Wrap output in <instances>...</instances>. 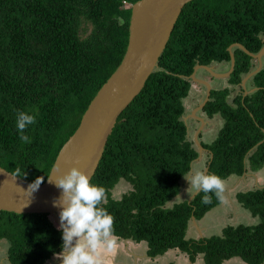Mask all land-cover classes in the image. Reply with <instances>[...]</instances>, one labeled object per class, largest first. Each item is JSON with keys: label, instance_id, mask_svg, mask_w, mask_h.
Masks as SVG:
<instances>
[{"label": "trees", "instance_id": "obj_1", "mask_svg": "<svg viewBox=\"0 0 264 264\" xmlns=\"http://www.w3.org/2000/svg\"><path fill=\"white\" fill-rule=\"evenodd\" d=\"M140 0H0V166L34 184L49 177L103 85L127 52L132 7ZM257 54L264 46V0H194L188 3L143 91L122 113L91 183L105 188L101 207L114 217L115 237L148 244L151 258L178 249L192 260L224 264L241 258L264 264V187L241 191L237 202L258 219L229 225L222 235L187 240L193 217L222 203V191L199 192L175 203L199 152L189 139L184 104L198 65L231 63L229 48ZM230 84L238 88L255 60L234 49ZM254 92L232 97L213 89L203 112L223 124L202 143L209 172L222 182L264 168V67ZM232 97V99H231ZM36 116L20 140L16 116ZM122 181L131 190L114 198ZM208 196L209 203L203 202ZM174 202L172 206L169 204ZM10 264H47L62 252L61 230L49 214L0 211V241Z\"/></svg>", "mask_w": 264, "mask_h": 264}, {"label": "water", "instance_id": "obj_2", "mask_svg": "<svg viewBox=\"0 0 264 264\" xmlns=\"http://www.w3.org/2000/svg\"><path fill=\"white\" fill-rule=\"evenodd\" d=\"M192 1L194 0H140L133 5L125 57L91 102L75 134L60 151L48 179L43 184H34L0 166V211L17 214H49L58 225L60 224L61 209L53 206V201L61 196V190L51 183L49 178L52 176L55 179L57 175L76 166L91 182L120 116L143 91L152 74L158 70L160 59L179 17L185 6ZM235 48L242 49L260 64L258 69L245 79H253L263 69L264 46L259 53L253 54L241 44L229 48L232 64L227 74H218L210 66H196L192 79L206 86L208 90L201 109L209 102L212 87L208 82L199 80L196 76L197 72L203 69L213 76H230L236 64ZM200 120L204 123V120ZM196 142L202 151H207L201 142ZM198 152L200 158L201 152L199 150ZM57 167L60 168L59 173L55 169ZM208 172L209 166L204 173L208 174ZM37 185L38 187L34 189ZM198 193H195L192 200ZM192 219L194 220L195 217Z\"/></svg>", "mask_w": 264, "mask_h": 264}, {"label": "clouds", "instance_id": "obj_3", "mask_svg": "<svg viewBox=\"0 0 264 264\" xmlns=\"http://www.w3.org/2000/svg\"><path fill=\"white\" fill-rule=\"evenodd\" d=\"M35 123V115L24 111L17 113L16 128L22 142H31L25 129ZM55 169L60 172L59 167ZM186 179L197 192L219 195L223 191L222 179L214 174L195 172ZM49 180L61 190V196L53 201V206L61 209L58 227L62 239V252L59 254L62 264H105L104 253L113 252L116 246L114 217L100 206L105 198V188L91 183L76 166L55 179L51 176ZM203 202H210L207 195Z\"/></svg>", "mask_w": 264, "mask_h": 264}, {"label": "rangeland", "instance_id": "obj_4", "mask_svg": "<svg viewBox=\"0 0 264 264\" xmlns=\"http://www.w3.org/2000/svg\"><path fill=\"white\" fill-rule=\"evenodd\" d=\"M262 64L264 67V57L262 59ZM254 69H258L260 66L259 61L255 59L253 61ZM214 72L218 74H227L230 69V64H214L211 66ZM207 70H199L196 74L199 80H204L210 84L212 89H223L229 87L232 90V97L241 93L242 90L246 93H251L254 91L252 84V78L244 79V83L240 88L230 85L228 81V76H210L212 74L208 73ZM245 76L244 78H246ZM242 88V90H241ZM207 88L203 84L194 82L193 88L190 96L185 99L184 104L186 106V114L184 120L189 128V139L194 142L195 147L201 152V157L193 163L192 170L186 178H190L191 175H194L195 172H205L209 164V155L206 151H202L197 145L196 141L201 143L209 144L217 136L223 121L219 116H216L214 119H210L201 109V104L205 101L207 97ZM231 97V99H232ZM204 120V123L201 120ZM198 135V136H197ZM184 179L182 182V191L176 199L175 203H180L186 199L192 200L193 196L197 192L189 183L187 179ZM259 187H264V168L258 172H249L242 177L233 176L228 180L223 182V200L224 205L227 206L224 214H221L220 222L224 226H238L240 224H252L253 220L249 216H245V212L241 209L239 205L235 202V195L241 191L253 190ZM131 190V185L128 182L122 181L117 187L113 190L114 198L119 199L123 194ZM174 202H171L169 205L172 206ZM215 211L214 213H218ZM248 217V218H247ZM58 225V224H57ZM59 226V225H58ZM216 233L217 230H214ZM219 236V235H216ZM8 242L6 240L0 241V264H10L8 262ZM53 260H60L62 262V257L56 256L50 260L47 264H50ZM59 263V264H60ZM62 264V263H61Z\"/></svg>", "mask_w": 264, "mask_h": 264}, {"label": "crops", "instance_id": "obj_5", "mask_svg": "<svg viewBox=\"0 0 264 264\" xmlns=\"http://www.w3.org/2000/svg\"><path fill=\"white\" fill-rule=\"evenodd\" d=\"M223 199L224 198H222V203L219 206L208 212L201 220H197L196 218L191 220L186 232L187 240H199L222 235L226 226L222 225L219 218L221 217V214H224L225 210L228 209L227 206L224 205ZM235 202L241 207L243 212H245V216L247 215L253 220L252 224L258 222V219L252 218L250 213L237 202L236 195ZM215 211L219 212L215 214ZM214 230H217L218 233ZM104 256L105 264H206L202 255H199L195 260H192L187 253L178 249L169 250L164 255L151 258L148 255V244L146 242L138 243L133 240L121 239L118 237H116L115 250L111 253H104ZM59 263L60 260H53L50 264ZM224 264L247 263L241 258H233L226 261Z\"/></svg>", "mask_w": 264, "mask_h": 264}, {"label": "flooded vegetation", "instance_id": "obj_6", "mask_svg": "<svg viewBox=\"0 0 264 264\" xmlns=\"http://www.w3.org/2000/svg\"><path fill=\"white\" fill-rule=\"evenodd\" d=\"M231 62H232V59H231ZM219 64H228V63H219ZM231 64L232 63H230V69H229V71L228 72H230V70H231ZM214 65V64H213ZM212 65V66H213ZM208 73H210V72H208ZM211 74V73H210ZM250 74V73H249ZM249 74H247L246 76H248ZM211 77L213 76V75H210ZM230 76H231V74H230ZM230 76H228L227 78H228V81L230 80ZM245 79V78H244ZM244 79H243V81H242V83H241V85L244 83ZM230 84V83H229ZM231 85V84H230ZM255 89V88H254ZM213 90V89H212Z\"/></svg>", "mask_w": 264, "mask_h": 264}]
</instances>
